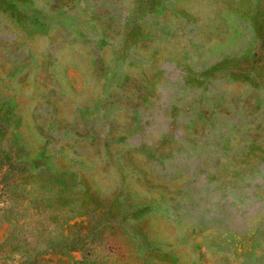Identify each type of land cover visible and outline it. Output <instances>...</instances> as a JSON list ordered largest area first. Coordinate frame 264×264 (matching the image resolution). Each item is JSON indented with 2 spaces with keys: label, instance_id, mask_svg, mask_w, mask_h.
Instances as JSON below:
<instances>
[{
  "label": "rangeland",
  "instance_id": "374dc122",
  "mask_svg": "<svg viewBox=\"0 0 264 264\" xmlns=\"http://www.w3.org/2000/svg\"><path fill=\"white\" fill-rule=\"evenodd\" d=\"M0 264H264V0H0Z\"/></svg>",
  "mask_w": 264,
  "mask_h": 264
}]
</instances>
